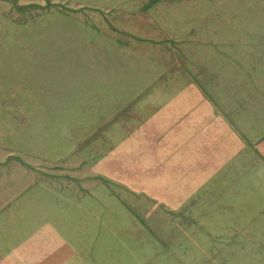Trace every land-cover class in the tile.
Instances as JSON below:
<instances>
[{"label":"rangeland","instance_id":"374dc122","mask_svg":"<svg viewBox=\"0 0 264 264\" xmlns=\"http://www.w3.org/2000/svg\"><path fill=\"white\" fill-rule=\"evenodd\" d=\"M234 51L264 56V0H0L2 191L89 264H264V161L204 183Z\"/></svg>","mask_w":264,"mask_h":264},{"label":"crops","instance_id":"0c3cea01","mask_svg":"<svg viewBox=\"0 0 264 264\" xmlns=\"http://www.w3.org/2000/svg\"><path fill=\"white\" fill-rule=\"evenodd\" d=\"M242 56L234 51L231 73L204 96V183L246 143L264 161V56ZM1 180L0 172V264H89L46 203L28 189L2 191Z\"/></svg>","mask_w":264,"mask_h":264}]
</instances>
